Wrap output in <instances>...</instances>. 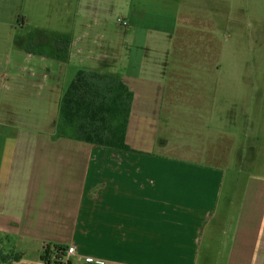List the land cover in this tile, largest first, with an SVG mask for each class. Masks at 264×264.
Segmentation results:
<instances>
[{"label": "crops", "instance_id": "1", "mask_svg": "<svg viewBox=\"0 0 264 264\" xmlns=\"http://www.w3.org/2000/svg\"><path fill=\"white\" fill-rule=\"evenodd\" d=\"M119 1L122 40L100 22L116 0H65L64 28L37 29L4 61L10 1L0 0V264H45L49 243L73 247L71 264H208L205 245L221 227L230 239L222 264H264V178L234 190L235 220L220 212L229 149L249 137L231 154L253 165L264 146V0ZM8 14L26 25L17 8ZM54 33L71 36L66 61L54 58ZM122 59L125 73L112 71ZM70 63L118 74L134 92L131 150L56 137L59 118L23 133L3 119L4 90L61 81Z\"/></svg>", "mask_w": 264, "mask_h": 264}, {"label": "rangeland", "instance_id": "2", "mask_svg": "<svg viewBox=\"0 0 264 264\" xmlns=\"http://www.w3.org/2000/svg\"><path fill=\"white\" fill-rule=\"evenodd\" d=\"M7 1V0H5ZM10 3H4V19L2 27V47L4 54V61L11 59L12 56H15L17 51V45L20 39L28 38L29 35L34 34L37 29L44 30H62L64 28L61 24L62 17L65 16V0H9ZM19 1V2H18ZM93 6V5H92ZM98 9L106 8L104 3L96 5ZM14 8H17L18 11L26 17V25L23 27L22 23H18L11 18V14H8L9 11H14ZM74 8V5L68 7V10ZM9 15V17H8ZM85 15V13H82ZM103 20H100L102 24L106 23L108 29H112V34L115 38L122 40L124 33V26L126 24L125 19V5L116 0L113 4L109 6V11L105 15H100ZM28 18V19H27ZM17 28V29H16ZM47 35V34H46ZM15 58V57H14ZM25 58L20 57V61L24 62ZM47 60L43 61L45 63ZM49 63L46 62L45 65ZM89 66L88 63H70L66 68V73L64 78L61 81L53 80L47 81L43 78H36L34 85L32 81H21L24 83V89L20 88L15 92L9 90L3 93L2 101V114L3 119L6 122L14 123L22 131L31 130L28 128H35V130H49L53 125V122L60 118L59 111L56 107L55 101L59 97L61 98L69 87L70 83L75 79L77 72L80 69H85ZM112 71L124 74L125 70L123 68V59L114 66ZM23 77V76H21ZM60 82V83H57ZM20 83V86H21ZM19 86V85H18ZM19 86V87H20ZM34 87V90L31 88ZM58 91V93H57ZM36 94V99L33 100L30 96ZM38 95H44L45 98L50 97L49 106L46 108L42 107L43 99H39ZM170 122V117L168 116L164 119ZM252 120H255L254 118ZM243 119L239 117L238 124L236 128L238 131L243 126ZM246 126H251L252 124L246 121ZM259 125V134L264 136V117L258 122ZM233 126V125H230ZM164 129V125L162 126ZM57 131V129H55ZM65 132V131H64ZM170 134V132H167ZM161 136L163 132L159 133ZM263 138V137H262ZM251 144V139L241 138L238 143L232 148L229 149L230 158L233 162L226 165L227 167V179L223 189V197L221 200V209L220 212L224 214L228 213L230 220H235L237 216V205H238V196H233L235 189H245L248 187L249 183H258V179L264 178V146L259 148V160L256 164L249 163H240L237 161L236 157H233L232 154L236 150L248 149ZM158 150V149H157ZM155 152H158V151ZM232 152V154H231ZM242 189V190H243ZM242 198V197H241ZM233 204L231 205V202ZM230 202V204H229ZM227 204H229L227 206ZM223 227H226L224 225ZM222 228V227H221ZM220 228L219 232L216 234L215 238L211 242V245L208 244V241L205 247L211 246L209 249V260L208 264H222L223 257L227 244L230 242L229 237L224 236L222 229ZM226 228V232H227ZM227 242L224 244V241ZM222 241V243H220ZM229 245L227 246L228 249ZM221 251V257L219 256L218 251ZM208 251V252H209ZM207 252V253H208ZM218 257V259H217ZM72 264H85V261L80 260L79 257L72 258Z\"/></svg>", "mask_w": 264, "mask_h": 264}, {"label": "trees", "instance_id": "3", "mask_svg": "<svg viewBox=\"0 0 264 264\" xmlns=\"http://www.w3.org/2000/svg\"><path fill=\"white\" fill-rule=\"evenodd\" d=\"M71 43L70 35L54 33V58L66 61ZM134 97V92L118 74L79 70L61 99L56 137L131 150L126 139ZM68 249L66 245L46 244L41 260L45 264H71L70 260L65 261ZM22 258V254H17L12 260ZM0 260L8 261L4 255H0Z\"/></svg>", "mask_w": 264, "mask_h": 264}, {"label": "built area", "instance_id": "4", "mask_svg": "<svg viewBox=\"0 0 264 264\" xmlns=\"http://www.w3.org/2000/svg\"><path fill=\"white\" fill-rule=\"evenodd\" d=\"M74 252H75V249L73 247H69L68 252H67V255L68 256L69 255H72V254H74Z\"/></svg>", "mask_w": 264, "mask_h": 264}]
</instances>
